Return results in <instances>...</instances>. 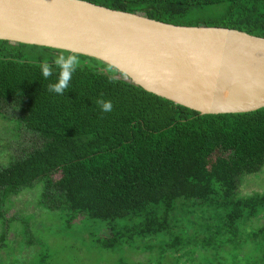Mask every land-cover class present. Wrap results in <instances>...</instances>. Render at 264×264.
<instances>
[{
	"label": "trees",
	"instance_id": "trees-1",
	"mask_svg": "<svg viewBox=\"0 0 264 264\" xmlns=\"http://www.w3.org/2000/svg\"><path fill=\"white\" fill-rule=\"evenodd\" d=\"M85 1L264 37V0ZM61 53L73 54L0 39V116L14 130L7 140L29 135L0 163V264H93L82 252L108 264H264V107L202 115L78 53L58 95L48 85ZM109 100L113 110L101 112L97 101ZM36 185L38 212L28 218L54 220L15 226L25 219L6 215L10 198ZM48 227L67 231L71 245L54 250L36 230Z\"/></svg>",
	"mask_w": 264,
	"mask_h": 264
},
{
	"label": "water",
	"instance_id": "water-1",
	"mask_svg": "<svg viewBox=\"0 0 264 264\" xmlns=\"http://www.w3.org/2000/svg\"><path fill=\"white\" fill-rule=\"evenodd\" d=\"M0 39L86 55L200 114L264 107V37L85 0H0Z\"/></svg>",
	"mask_w": 264,
	"mask_h": 264
},
{
	"label": "rangeland",
	"instance_id": "rangeland-1",
	"mask_svg": "<svg viewBox=\"0 0 264 264\" xmlns=\"http://www.w3.org/2000/svg\"><path fill=\"white\" fill-rule=\"evenodd\" d=\"M12 125H13L12 122L3 119L0 116V163L1 164L4 163V161L8 158L7 156L11 153V151H12V154L15 153L14 149H16V152H18L20 147L25 145L27 138H29L28 134L25 135L23 133H20V135L18 137H14L12 139V141L9 143V141L7 140L8 136L14 134V130L12 128L13 127ZM17 142L22 143V144L24 143V145H22V144L17 145L16 144ZM8 148L11 150L10 153H8ZM259 180H263L262 186L264 187V174H262L259 177ZM259 186H260V183L257 185V187H259ZM39 194H40V187L38 185H36L34 187H31L30 189H26L25 191L21 192L19 195L10 198L9 204H7V206H9V208H7V206H6V208H7L6 215L8 217L16 216V218H19V219H20V217H23V220L25 219V221L16 220L14 222L15 226L22 227L26 223L27 225L29 224L30 226L29 225L28 226L30 227V229H32L31 228L32 222L36 221V223H39V222L44 223L43 220L45 221V219H48L51 222L54 220L52 217H49L46 214H42V213L39 217L33 216V219H32V217L28 218L29 214L36 215V213L38 212V208L34 209V204L38 201V195ZM39 219H41V220H39ZM36 223H35V225H36ZM56 224L57 223L55 222V225ZM36 227L39 228L38 224L36 225ZM44 228L46 229L47 227H44ZM50 228L51 227H48L47 231H50L49 230ZM36 230L38 231V236H39V234L48 236V238L55 245L54 250H56V249L61 250L63 248L66 249L68 244L71 245L69 240L62 237L63 234H67V231H66V233H64V230H63V231H59V232H61V233H59V232H57L58 230L55 231L52 228L50 231L51 232V234H50L46 231H42V229H36ZM49 234H50V236H49ZM4 254L2 256L3 258H5ZM82 255L84 257L85 256L89 257L90 261L93 264H95L96 262H98V264H108V262H106L105 259H99L101 257L97 256L96 254L90 253L88 255H85V253L82 252ZM84 260H85V258H84Z\"/></svg>",
	"mask_w": 264,
	"mask_h": 264
},
{
	"label": "clouds",
	"instance_id": "clouds-1",
	"mask_svg": "<svg viewBox=\"0 0 264 264\" xmlns=\"http://www.w3.org/2000/svg\"><path fill=\"white\" fill-rule=\"evenodd\" d=\"M51 64H54L59 69L57 81L54 84L48 85V90L58 95H63L69 87L73 74L80 66V60L78 56L73 53L65 56L63 53L57 55ZM51 64L44 62L41 64V74L47 79L52 76ZM100 105V110L103 113L111 112L113 110V104L109 101H97Z\"/></svg>",
	"mask_w": 264,
	"mask_h": 264
}]
</instances>
